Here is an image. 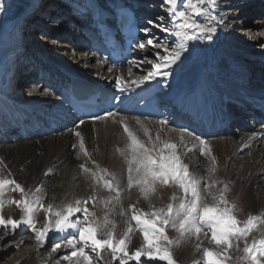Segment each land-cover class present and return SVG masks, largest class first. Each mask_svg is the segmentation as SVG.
I'll list each match as a JSON object with an SVG mask.
<instances>
[{
	"label": "bare ground",
	"instance_id": "1",
	"mask_svg": "<svg viewBox=\"0 0 264 264\" xmlns=\"http://www.w3.org/2000/svg\"><path fill=\"white\" fill-rule=\"evenodd\" d=\"M55 1L46 0L43 4L38 0H31V6L33 11L41 13L46 12L45 8L48 6L54 7L65 19H68L67 14L69 15L68 22L80 18L72 14V7L80 4L81 0ZM125 1L134 6H138L136 2L141 1L142 6L137 7V12L143 20L148 19L149 7L143 5L152 3L153 0ZM247 1L249 0H224L226 7L223 11L229 18V26L222 28L210 45L206 42L200 44L196 52L184 61L181 68L177 69L174 77L168 82L171 85L170 89L157 88L155 82L146 83L140 89L130 94L126 93L123 103H120L117 109L129 117L130 126L138 131L142 139L147 138L131 118L139 116L143 120L145 116L149 117L148 120H144V124L152 136L155 137L159 132L162 138L177 143L178 150L184 157L185 163L189 165L190 171L205 177V180L209 176L208 169L211 164L209 159L200 156L197 148H193L197 142L185 134L183 143H181L178 130L162 129L156 120L161 116H167L170 125H174L177 129L179 125L184 124L181 128L190 129L206 137L212 145L213 155L217 160L213 179L228 183L230 189L228 199L237 204V216L241 220L246 219L248 215H264V137L257 136L249 140L252 133L264 132V128L244 108L237 107L243 105L248 111H253L264 120V115L252 109V104L259 105L255 103L256 100L264 99V81H262L264 74H260L264 72V52L257 55L249 53L247 48H250L251 44L241 38V32L237 33L231 28L232 15L237 14L235 10ZM111 2L113 0L105 2L106 10H109ZM15 3L17 0H11L6 12L0 14V56H7L10 59L9 65L13 69L12 73L11 71L8 73L7 69L0 67L2 68L0 70V161H3V164H0V178L15 179L22 187L32 189L33 192L36 187L42 186L45 204L74 202L75 199L90 195L92 185L80 168V164L84 163L86 158L78 151V147L77 149L72 147L77 140L69 130H76L74 124L80 118L68 106L63 82L68 76H78L95 84H104L108 89L115 91L113 86L115 76L123 74L126 78L134 79L146 73L141 72L146 64L141 65L139 70L134 67V75L128 77V68L124 69L126 67L113 68L109 73L107 69L111 66L97 64V58L104 56L91 49L89 54L78 55L81 64L68 63L59 54L42 49L38 53H32L33 48L26 47L29 45L26 40L30 35L26 34L22 37L20 34L18 37L21 28L18 29L17 26L11 25L8 19L6 20L8 12L13 9ZM252 3L249 7L251 13L255 12L258 15L260 10L263 11V1L253 0ZM40 8L42 9L38 10ZM32 19L35 20V18ZM20 20L18 19L17 23H20ZM140 23L145 27L146 21H140ZM257 25H260L261 29L259 37L263 38L264 18L257 21ZM78 38L79 40L75 39L76 47L83 49L82 45L85 41H81L80 36ZM83 39H85L84 35ZM20 46L22 49H27L30 57L35 60L32 64L29 63L31 67L24 60L26 52L17 53L20 51ZM13 53L17 54L13 57ZM148 54L150 52H141L139 49L133 52L134 58L138 55L139 59ZM40 58L44 63L40 61ZM21 60L23 63L19 64ZM97 72L101 75H95ZM33 75L37 77L36 81L40 85L27 86L26 99H18V94L10 91L8 84L14 76L28 80ZM38 76L42 79L39 80ZM44 86L50 87V91L41 94L39 88ZM29 91L33 94L28 95ZM7 93L10 97H16V100L14 99L16 102L10 100ZM159 100L171 109L162 108ZM204 102H207L209 106L212 105L213 117L207 118L209 111H203ZM189 114L192 117H189ZM91 121V119L85 120L84 125L79 129L84 135L85 146L91 153V159L95 160L101 168H107L117 175L124 189L121 199L125 209L128 205L139 201L137 206L147 210L148 202L143 200L137 189L127 191V166L117 151L125 146L126 141L121 126L113 123L111 118L95 124ZM223 121L229 122L228 125L224 123L226 128L216 131L222 126ZM254 123L258 124L255 129L252 128ZM201 124L203 126L213 125V131L216 132L205 135L199 127ZM245 125L251 127L244 129ZM231 129H233L232 132ZM245 142H248L250 147L241 151V146ZM188 148H193V151L188 152ZM88 166H92L90 160ZM6 195L16 199L20 198L18 192L8 193L6 191ZM108 195L105 190H97V196L101 200ZM171 195V189L159 188L152 196L151 202L157 207L163 206L169 202ZM89 209L95 211L101 219L107 212L109 219L116 224L117 235L125 229L127 217L119 214L120 205L114 204L105 208L103 203H100L93 208L89 204ZM3 214L6 218L13 219H19L21 215L15 205L6 206ZM43 217V212L37 214V227L43 224ZM28 233L29 237L22 240L29 241L32 248L19 264H38L40 250L43 247L38 249L33 234ZM259 234V232L253 233L254 236ZM170 235L175 236V233L170 232ZM141 242L142 237L139 233L134 234L130 248L134 250V246ZM62 250L71 249L62 248ZM102 255H104V260L101 262L104 264L105 260H109L110 254ZM174 256L178 264H191L193 259L190 246L176 248ZM130 264H135V262H130Z\"/></svg>",
	"mask_w": 264,
	"mask_h": 264
},
{
	"label": "snow or ice",
	"instance_id": "2",
	"mask_svg": "<svg viewBox=\"0 0 264 264\" xmlns=\"http://www.w3.org/2000/svg\"><path fill=\"white\" fill-rule=\"evenodd\" d=\"M158 6L166 13L167 21L165 15H157L155 19L146 21L147 26L135 28L128 51L139 49L152 55L128 60V77L134 75V67L139 68L143 64L152 67L141 69L146 74L134 79L126 78L123 74L115 76V92L109 101L112 104L123 103L126 93L130 94L146 83L155 82L157 88L170 89L168 82L184 61L196 52L200 44L212 43L218 32L229 26V18L223 11L226 7L224 0H160ZM6 10L7 0H0V14ZM122 19L130 24L132 18L125 11ZM153 29L173 37L172 41H161ZM136 32L143 33V38L137 36ZM109 62L107 57H98L96 60L101 65ZM111 63L112 67L107 69L109 73L116 67L115 61ZM95 75L101 74L97 72ZM32 94V91L28 92V95ZM110 118L121 126L126 136L125 146L117 151L127 166V191L137 189L143 200L148 202L147 210L137 206L139 201L128 205L127 209L122 206L124 189L121 181L115 173L101 168L91 159L84 135L79 130L85 120L80 119L74 124L76 130L69 131L77 140L72 145L73 149L78 147V151L86 158L80 168L92 185L91 194L70 203L45 204L42 186L36 187L33 192L22 187L15 179L0 178V227L5 230L10 228L12 233L18 229L31 232L38 249L49 241L51 253L62 248L71 249L70 253L60 256L54 264H60L61 260L67 264H98L104 260L103 253L110 254L104 264H114L116 261L119 264H152L157 261L178 264L174 250L189 246L193 253L191 264H264V215H248L244 220L238 218L237 204L228 199V183L213 179L217 160L206 137L187 128L177 129L170 125L167 116L156 120L162 129L178 130L181 143L185 134L197 142L193 148H197L200 156L209 159L211 164L207 180L190 171L177 143L162 138L159 132L155 137L152 136L144 124V120L149 117L145 116L143 120L139 116L131 118L147 139H142L138 131L130 126L129 117L118 110L108 108L89 114L93 122L108 121ZM261 127L264 128V124ZM257 136L264 137V132L252 133L249 140ZM249 147L250 144L245 142L241 151ZM193 148H188V152H192ZM89 160L91 167L88 166ZM162 187L171 189L172 195L168 203L157 207L151 198ZM98 189L107 191L109 195L101 200L97 196ZM6 191L18 192L20 198H12L6 195ZM100 203L105 208L120 205L119 214L127 219L126 227L119 235L116 234L115 222L109 219L107 212L101 219L89 209V204L95 208ZM13 205L20 210L19 219L6 218L3 214L6 206ZM40 212L44 213V222L37 227V214ZM170 232H174L175 236L170 235ZM255 232L260 234L254 236ZM136 233L142 237V242L134 246L133 250L130 245ZM8 234L5 231L4 236ZM4 236H0V240Z\"/></svg>",
	"mask_w": 264,
	"mask_h": 264
},
{
	"label": "rangeland",
	"instance_id": "3",
	"mask_svg": "<svg viewBox=\"0 0 264 264\" xmlns=\"http://www.w3.org/2000/svg\"><path fill=\"white\" fill-rule=\"evenodd\" d=\"M38 1L39 3L44 4V1L46 0H38ZM57 1L59 0H56L55 2ZM10 2L9 0H7V5L10 4ZM252 2L253 0L243 2V6L238 8V10H235L237 14L232 15L231 17V22H232L231 28L233 29V31L237 33L238 32L242 33L241 38L245 42H248L251 44V47L247 48V51H249V53L253 55H257L260 52H264V37L263 38L259 37L260 35L259 32H261V29H260V25H257V21L263 19L261 18L263 11L260 10L259 11L260 13L258 15L255 12L251 13V9H249V7L253 4ZM136 3L138 6L140 5L142 6L141 1H139V3L138 2ZM31 4H32L31 0H17V3L14 4L13 9L10 12H8L6 16L7 17L6 20L8 19L11 25L17 26L18 29L21 28L18 34V37L20 36V34L22 37L26 34L30 35V37H27L28 39L26 41L29 42V45L26 47L31 46V48H33L34 50L32 51V53H38V51L42 49L48 52L59 54L61 58H63V60L67 61L68 63L81 64L80 59L78 58V55L85 54V53L89 54V52L86 51L85 49H78L76 47L77 46L76 40H79L78 38L79 36H80L81 41L83 42L85 41L86 43V40L83 39V35L77 32V30L70 24V22H68L70 20L69 15L67 14L68 19H65V17L60 12H58L54 7H51V6L46 7L45 8L46 12L44 13L38 12L36 10L33 11V7L31 6ZM159 4H160V0H153L152 3L150 2V3H147V5L146 4L143 5L144 7H149L150 11H147L148 19H155L157 15H165L166 21H167V15L163 11V8L158 6ZM41 9L42 8L38 10H41ZM32 18H35L36 21L33 20ZM18 19H21L20 23H17ZM148 19H145L143 21H147ZM167 26L171 27V25H167ZM70 31H74L75 33H72V32L70 33ZM153 33L157 37H159L161 41H164L165 43H170L173 39L172 37L168 36V34L161 32L159 29H153ZM53 41H56V43H53ZM206 43L208 45L211 44L208 42ZM21 46H20V51L19 52L17 51V53L26 52L24 60L28 62V65L29 63L32 64V61H35V60L30 57V54L28 53L29 51L27 49H26L27 51L25 49H22ZM17 53H13V57ZM151 54L152 53L150 52V54H148L147 56L151 57ZM137 56H135V58L133 59H139L137 58ZM40 61L43 62V59L40 58ZM9 62H10V59L7 58V56H3V57L0 56V67H2L3 69L4 68L7 69L8 73L9 71H11L12 73L13 69L9 65ZM22 63L23 62L21 60L19 64H22ZM77 64H75V66ZM29 67H31V65H29ZM151 67H152L151 65H148V64L145 65V69H151ZM2 68L0 70H2ZM127 68H128V65L124 69H127ZM139 68L137 69L139 70ZM260 69L263 70V68L261 67ZM260 74L262 75L264 74V72H261ZM141 75H143V73ZM36 78L37 77L33 75V77L26 80L24 78L20 79L19 77L14 76L10 84H8L9 90L17 93L18 99L20 98L26 99L27 86L31 85V86L36 87L40 85L39 83H37ZM262 81H264V79H262ZM48 91H50V87L48 86L39 88V92L41 94H44L45 92H48ZM6 95L7 97L9 96L8 93ZM14 99L16 100V97H10V100H14ZM91 123L95 124V123H98V121H95V122L91 121ZM258 124L254 123L252 128L254 129L257 128ZM260 125L262 124L260 123ZM248 126L249 125H245L244 129H248L251 127V126L249 127ZM233 129H231V132ZM5 231L9 233L6 236H4ZM28 234H29L28 232L21 231L20 229H18L16 233H12L10 228L8 230H5L3 229V227H0V236H4V239H2L0 243V264H19L20 260L24 259L27 256L26 254L31 250L32 244L29 241L22 240V239L27 237ZM50 243L51 241L46 243L44 247L40 250V256L38 257V261H37L38 264H45V263L54 264V261L57 260L60 256L66 253H70L71 251V250L63 251L62 249H60L56 253H51ZM17 245H19V247H17ZM103 254H106V253H103ZM50 256H51V259L49 258ZM60 264H67V262L61 260ZM98 264H102V262L99 261ZM114 264H119V263H117L116 261ZM152 264H164V262L157 261V262H152Z\"/></svg>",
	"mask_w": 264,
	"mask_h": 264
}]
</instances>
